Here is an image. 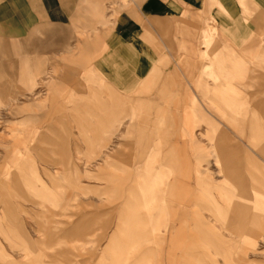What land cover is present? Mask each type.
I'll return each mask as SVG.
<instances>
[{"label": "rangeland", "instance_id": "rangeland-1", "mask_svg": "<svg viewBox=\"0 0 264 264\" xmlns=\"http://www.w3.org/2000/svg\"><path fill=\"white\" fill-rule=\"evenodd\" d=\"M206 1L204 11L190 19L184 14L183 22L171 24V52L157 46L156 73L144 90L110 79L115 71L105 64L107 57L90 51L96 33H75L69 58L56 47L42 48L48 29L0 32L1 42H28L21 44L20 53L12 48L4 54L8 69L0 79L10 90L0 108V264H264V168L256 167L264 163V141L250 140L251 129L247 122L239 125V114L230 105L222 106L220 100L216 107L208 99L207 127L214 141L220 138L223 144L203 139L209 159L204 162L201 147L182 145V108L190 95L198 94L196 81L208 63L202 31L214 27L209 50L218 53L226 36H241L224 29L243 25L245 35L237 43H247L248 55L260 53L264 59V26L255 21L263 9L248 12L258 0H246L247 6L243 0ZM21 67L46 73L33 77L28 87L17 75ZM246 81L241 98L247 97L251 118L257 113L254 107L264 105V63L253 64ZM96 100L111 101L88 104L96 115L111 119L80 122L88 114L75 109ZM132 106L136 118H126ZM106 107L114 110L106 112ZM162 110L178 120L171 128L179 148L175 166L159 163L161 150L152 142L159 137L152 130ZM263 118L259 115L262 127ZM120 119H125L121 129L97 161L88 162L94 144ZM190 124L205 129L203 122ZM135 127L149 132H132ZM88 128L97 136H84ZM122 143L127 144L124 152L116 150ZM48 220L57 226L46 227ZM53 238L54 245H46ZM58 238L85 247L60 249Z\"/></svg>", "mask_w": 264, "mask_h": 264}, {"label": "crops", "instance_id": "crops-1", "mask_svg": "<svg viewBox=\"0 0 264 264\" xmlns=\"http://www.w3.org/2000/svg\"><path fill=\"white\" fill-rule=\"evenodd\" d=\"M206 2V0H0V32L4 34L6 30L12 29L18 30V34L21 35L22 30H31L32 28L48 29L44 32L48 40L41 43L42 48L56 47L59 53H66L69 58L74 55L71 52L74 51L75 33L80 31L96 33L97 38H93L90 51L93 56L107 57L105 64L110 66L109 70L115 71L110 76V79L125 81V83H118V85L137 84L138 87L144 90V88L147 89L151 86L150 79L156 73V68L153 67L152 63L157 59V46L161 44L167 51H170L171 37L175 35L174 29L171 31V24L176 23L177 20L183 22L185 20L184 14L190 19L193 15L204 11ZM241 3L247 6L246 0L241 1ZM220 6L225 11L226 6L221 2ZM262 7H264V0H258L255 7L248 10V12H253L259 8L263 9V11L258 13V18L255 19L259 27L262 24L264 26V8ZM250 20L251 18L246 17V21L250 22ZM224 31L228 33H232L233 31L239 32L242 39V36L245 35L243 25H237L232 30L226 28ZM211 32H215L214 27H210V31H202V44L206 46L202 52L204 59L208 63L203 66L200 76L196 81L198 94L190 95V100L182 108L183 114L186 117V128H183L181 131L182 145L186 146L189 143L195 148L201 147L203 162L209 161L206 157L207 149L203 146V139H207L209 145L216 142L223 144V141H219L220 138H217L215 142L214 136H210L211 128L207 127L206 115L207 113H211L208 110V99L210 102L214 100L216 107L218 106L217 103H220V100L222 101V106L226 104L230 105V111L239 114V125L242 122H247L246 125L251 129L250 140L255 143L264 141V126L262 127L259 123V115L262 118L264 117V105L254 107V110H257L259 114L253 112L254 114L250 118L249 116L252 114L248 106H246L248 104L247 97L241 98L244 94L242 90L247 86L246 79L249 72H251L253 64L262 65L264 63L263 56L260 53L254 57L248 55L246 49H244L248 47L247 43L238 44L237 42H240L242 39L235 34H233V38L226 36V44L223 47V51L218 50V53H210V41L214 37ZM21 44L26 46L28 42H21L19 40L11 44L0 41V79L6 74V70L8 69L4 54L12 48L14 52L20 53ZM240 48H243V50ZM217 57L222 60H217ZM25 64L28 65L29 62L26 60ZM100 70L105 71L103 68H100ZM18 72L17 75L21 77V80L23 77V82L28 87L31 85L33 77L46 73L41 70L37 72H32L30 69L23 70L22 67ZM136 79H140V81L136 83L134 81ZM9 94L10 90L1 81L0 108L3 107L4 103L6 104V98ZM92 95L96 96L97 93L94 92ZM131 100L144 103V100L141 99ZM110 102L109 100H96L85 104L82 103L83 107L76 108L75 112L77 114L84 112L88 115L83 118L79 117L78 120L80 122L87 121L88 125H94L99 119H111L109 115L105 116L104 113L103 116H100L101 113L96 115L92 111L93 107L88 106V104L109 105ZM153 103L154 101H150V105ZM132 107L131 110L133 109L135 112L133 117H135L137 108L135 106ZM105 110L106 112L113 111L108 107ZM57 111L60 112L59 110ZM164 116L166 117L163 123H160L161 118ZM117 117L121 118L122 116L118 115ZM125 117L129 118L128 115ZM157 117L158 124L154 126L152 132L159 133V137L152 140V142L154 143V148L161 150V161L159 163L175 166L179 162L176 154L179 148L178 143H173L172 141L174 134L171 132L173 131L171 128L176 127L178 123L177 116L176 114H170L167 110H162L159 111ZM193 121L195 123L197 121L203 122L205 129L200 130V125L195 124L192 126V123L189 125V122ZM139 128L135 127V131L132 132L143 134L149 132V130L139 131ZM85 131L87 132L83 133L84 136H97L94 129L88 128ZM198 131L200 132L197 136ZM127 133L131 134L130 132ZM148 138L146 137L145 139ZM236 143L243 145L239 141ZM126 145L122 143L121 148H117L116 150L124 152ZM145 145L144 147L146 148ZM135 148L143 150L142 147ZM96 153V150L89 153V158ZM249 157H247L248 160L254 164H258L252 157ZM114 158L112 156L110 162H113ZM89 160L92 163L96 162L97 158ZM121 165L129 164L122 162ZM256 167L262 169L264 168V163L262 166L257 165ZM74 170H81V168L74 166ZM75 178L77 177L75 176ZM175 179H179V176H176ZM54 224L57 226L58 222ZM54 224L48 220L45 226L54 228ZM54 243L55 238L50 241L48 240L46 245H54ZM57 243H62L63 246L59 247L60 249L69 246V241L64 238H58ZM69 247L84 248L85 245L74 244Z\"/></svg>", "mask_w": 264, "mask_h": 264}, {"label": "bare ground", "instance_id": "bare-ground-1", "mask_svg": "<svg viewBox=\"0 0 264 264\" xmlns=\"http://www.w3.org/2000/svg\"><path fill=\"white\" fill-rule=\"evenodd\" d=\"M112 110H114V108L112 109ZM135 114V112H134V110L132 109L131 110V112L128 114V117L131 119V118H135V117H133V115ZM123 123V120H117V121H115V123H113L112 124V130L110 131V132H108V133H106V136L104 137V138H101L100 139V141H98L96 144H94L95 145V149L94 150H96V154H90V155H93L90 159H95V158H98L99 156H100V153H102V151H103V149L104 148H106V146L108 145V143L110 142V140L112 139V137L115 135V133H116V131L118 130V128H119V126L121 125ZM105 133V132H104ZM96 141V140H95ZM89 159V158H88ZM89 162V161H88ZM113 164V163H112ZM113 166V165H112ZM121 167V166H120ZM120 167H118L117 166V168H120ZM112 169V168H111ZM113 169H114V167H113ZM117 171H119V170H117ZM120 172V171H119ZM88 174V173H87ZM57 190H59L60 192L62 191H64V189L63 188H60V187H57ZM109 195V194H108ZM114 195V194H113ZM110 197V196H109ZM236 209V208H235ZM234 211H236V210H234ZM233 211V212H234ZM238 211V210H237ZM232 213V212H231ZM216 215H222V216H224V224L225 223H228V221L227 222H225V220H226V218H225V215L224 214H222L221 212H217V214ZM237 215V214H236ZM229 218H231V216L229 217ZM234 218V217H233ZM235 219H236V217H235ZM237 220V219H236ZM230 221V220H229ZM239 221V220H238ZM230 223V222H229ZM231 224V223H230ZM228 225V224H227ZM238 225V224H237ZM230 226V225H229ZM236 226V225H235ZM226 229H228V230H230V231H232L231 229H232V226H231V228L229 229V227L227 226V228ZM240 234H241V232H239ZM26 257V256H25ZM199 261V260H198Z\"/></svg>", "mask_w": 264, "mask_h": 264}]
</instances>
